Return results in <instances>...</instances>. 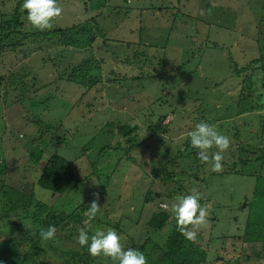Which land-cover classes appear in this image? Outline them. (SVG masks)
<instances>
[{
    "label": "rangeland",
    "instance_id": "1",
    "mask_svg": "<svg viewBox=\"0 0 264 264\" xmlns=\"http://www.w3.org/2000/svg\"><path fill=\"white\" fill-rule=\"evenodd\" d=\"M89 2L58 0L63 12L53 28L94 20L102 30L91 47L76 49L33 28L23 0H0V189L86 211L99 193L92 231L113 229L125 248L140 251L146 241L165 247L176 224L174 198L195 189L209 209L198 241L210 260L242 257L246 217L264 218V67L235 69L264 59V0H106L99 11ZM196 59L194 85L173 76L178 63L195 70ZM86 60L100 66L90 88L71 79L86 72L73 70ZM201 122L231 139L222 172L191 146L188 134ZM119 126L133 131L122 135ZM53 154L69 160L78 179L62 194L31 187L33 170ZM161 210L169 219L152 229L148 221Z\"/></svg>",
    "mask_w": 264,
    "mask_h": 264
},
{
    "label": "trees",
    "instance_id": "2",
    "mask_svg": "<svg viewBox=\"0 0 264 264\" xmlns=\"http://www.w3.org/2000/svg\"><path fill=\"white\" fill-rule=\"evenodd\" d=\"M105 3L106 0H90L88 8L91 11H99L105 6ZM253 14L255 16V13ZM14 24L15 28L20 26L16 19ZM2 26L0 25V30ZM96 27L98 28V25L94 23V20L83 21L69 27L56 26L52 31L42 32V34L57 33L59 45L87 49L96 39V33L103 35L102 30L95 29ZM31 35L34 36L35 33ZM197 62L196 59L195 70L184 68L178 63L176 67L172 68L173 76L180 78V75H183L184 80H189V86L194 85V80L198 81L196 77ZM263 62L264 59L259 57L249 62L247 66L236 68L235 71L237 74L240 73L239 70L246 72L250 68L249 65H253L252 69L256 66L263 68ZM94 65L93 60H86L82 64L76 65L74 71L79 70L82 66L85 67L86 72L77 74L78 72L75 71L72 73L71 79L86 85L87 88L92 87L98 83L96 71L100 70L99 65L95 67ZM178 66L182 68L179 71ZM24 83L22 81V87L25 86ZM131 131H133V127L119 126V132L122 135H128ZM128 140H132V138H128ZM160 171L164 181L172 179L173 175L164 168H161ZM195 177L197 176L195 175ZM75 178L70 161L53 154L44 162L40 172H36V168L33 170L34 181H32L31 187H33V182H36L40 187L51 191L52 194H62L68 188L74 187L78 180ZM2 186L0 205H4V208H1L0 211V264H48L49 261L54 264H92L93 257L88 253L87 246L81 247L76 239L78 229L86 226L87 211L85 206L76 205L70 210H62L44 202L37 196L38 193L27 194L22 189L5 184ZM148 193L158 196L156 192L149 191ZM261 216L262 214L257 212L252 221L247 220L246 217L243 233L238 236L242 241L240 250L242 257L239 256L229 261L217 258L210 260L208 247H204L198 238L196 243L186 240L178 232L176 224L172 227L164 248L158 245L154 246L149 241L142 243L138 248L146 255L148 264H264V218L261 219ZM168 219L169 214L161 210L152 214L148 225L152 229H159L166 224ZM49 225L56 227V238L42 243L39 230L47 229Z\"/></svg>",
    "mask_w": 264,
    "mask_h": 264
},
{
    "label": "clouds",
    "instance_id": "3",
    "mask_svg": "<svg viewBox=\"0 0 264 264\" xmlns=\"http://www.w3.org/2000/svg\"><path fill=\"white\" fill-rule=\"evenodd\" d=\"M22 11L27 12V20L33 28L46 31L53 28V21L62 15L63 9L59 6L58 0H23ZM199 14L206 16L211 13L210 10L201 9ZM188 135L191 146L199 150V159L209 164L213 172H222L224 159L222 153L230 148L231 139L207 122L198 123L195 130ZM213 147L218 150L210 153L209 150ZM93 196L94 199L86 213L88 218L86 226L78 229L76 237L78 244L81 247L87 246L88 253L93 258L109 259L113 264H148V259L142 251L131 247L125 248L115 230L105 231L97 228L92 231L90 222L95 220L101 211L99 193H93ZM201 198V193L193 189L189 194L177 195L171 205L178 232L192 243L197 242L199 231L208 225L209 209L207 206H201ZM56 233L54 225H49L47 229L41 228L39 230L41 242L55 240Z\"/></svg>",
    "mask_w": 264,
    "mask_h": 264
}]
</instances>
